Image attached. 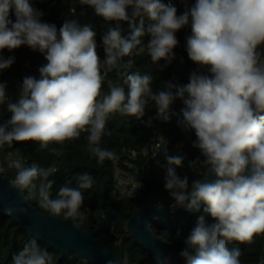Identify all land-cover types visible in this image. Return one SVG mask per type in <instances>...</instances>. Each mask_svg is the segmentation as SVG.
<instances>
[{"label":"clouds","instance_id":"clouds-1","mask_svg":"<svg viewBox=\"0 0 264 264\" xmlns=\"http://www.w3.org/2000/svg\"><path fill=\"white\" fill-rule=\"evenodd\" d=\"M80 2L115 25L101 36L104 61L97 54V33L91 24L67 20L58 39L56 26L42 22L43 13L30 0H0V51L26 45L46 53L47 61L39 68V79L24 77L15 100L8 99L6 84L0 83V106L11 114L0 124V147L15 141L35 142L40 149H48L50 144H63L86 132L88 151L99 161L113 159V151L99 146L110 114L140 118L149 102H154L158 118L168 122L170 106L180 99L184 104L182 125L185 131H194L193 147L204 157L190 166L200 164L207 169V177H214L193 181L189 190L187 177L180 178L175 171L184 157L166 151L165 188L175 201L170 211L179 207L199 212L203 205L214 221L209 224L204 216L199 217L186 241L194 254L185 250L181 255L187 264H241V250L228 244L251 243L255 236L264 235V0H196L180 15L171 0ZM11 10L15 22L9 18ZM190 18L192 35L187 37L186 51L192 62L207 67V74L192 72L188 84L169 81L164 90L154 92L151 74L125 71L123 84L109 80L108 92L102 94L107 73L133 67L134 61H125V57L146 53L154 63L164 60L171 64L178 45L176 33ZM122 22L131 28L127 39L121 35ZM145 36L150 37L146 45ZM14 60L0 56V70L10 68ZM51 151L62 154L56 148ZM7 168L15 170L12 183L21 193L27 192L25 201L38 199L42 209L73 221L82 215L84 190L95 182L89 174H80L75 186L71 180L65 182L53 198L55 181L49 177L55 169L36 164L26 167L19 156ZM5 170L0 165V173ZM12 261L54 264L52 254L41 249L35 238ZM122 264H128L127 255Z\"/></svg>","mask_w":264,"mask_h":264},{"label":"trees","instance_id":"trees-1","mask_svg":"<svg viewBox=\"0 0 264 264\" xmlns=\"http://www.w3.org/2000/svg\"><path fill=\"white\" fill-rule=\"evenodd\" d=\"M33 7L40 10L43 15L42 22L54 24L59 30L61 26L70 19H76L81 24H91L96 31L97 54L101 61L105 59L104 47L101 36L110 25L101 18L95 16L93 9L83 5L80 0H30ZM162 2L167 3L165 0ZM196 0H173L172 3L177 8V15L182 14L186 9L190 10L195 5ZM9 18L15 22L14 10L10 11ZM145 26H147V17ZM139 26V18L136 20ZM123 38L127 39L131 35V28L127 22L121 24ZM191 18L189 24L176 33L178 45L173 49L175 59L171 64L161 60L157 63L152 61L150 55L145 53L142 57H125L124 60L132 59L134 65L130 69H113L107 73L102 86V94L108 92V81L123 84L122 72L130 74L139 72L141 74H151L153 77V91L164 90V85L171 81L177 85L189 83L192 72L207 74L205 66L192 62L186 51L187 37L191 36ZM150 37L145 36V45ZM264 52V49H261ZM0 56L4 58L14 57V63L6 70H0V83L6 84V92L9 100H15L20 86L25 76H32L39 79V68L47 63L46 53L38 50L33 51L24 45L12 51L4 49L0 51ZM175 77V79H173ZM127 92V86L125 85ZM184 104L180 99H176L170 106V120L164 122L158 118V113L154 102H149L146 106L143 117H130L120 113L110 114L107 118L105 132L102 135L99 146L103 149L111 150L115 153L113 159L99 161L87 149V133L82 132L79 138L65 141L63 144H50L48 149H40L35 142H13L12 146L5 144L0 147V165L5 167L4 176L11 178L16 175L14 169H8L5 161L6 156L21 157L27 162L25 166L36 164L41 168H53L54 173L49 179L54 180L51 193L55 198L61 185L71 180L72 186L76 184V177L87 173L94 179L91 189L84 190V202L80 209L82 215L73 221L71 218L65 219L63 214L57 216L42 209L38 199L28 200L31 207L37 212L59 218L67 223L77 226L81 230H96L95 238L103 243L111 253L120 260L124 256L128 257V264H156L152 255L137 244L128 232V224L133 213L148 205L155 204V198L165 195V179L163 174L167 172V161L165 153L168 155H180L184 157L183 165L175 167L177 176L188 178V187L195 180H204L208 171L200 164L190 166V163L197 160L203 161L204 157L200 151L193 147L196 141L194 131H185L182 121L181 110ZM11 118L6 106H0V124ZM155 134H162L164 142L157 159V163L152 165L145 155L150 139ZM56 148L62 152L61 155L54 154L51 149ZM127 152L136 154L135 164L138 169L137 178L144 187L136 192L135 198H119L114 193L113 184V161L123 157ZM39 184V180L35 181ZM21 193V192H20ZM23 197L27 192L21 193ZM200 216H204L206 223H213L210 215L204 212V206L196 212L182 226L171 229H159L156 224L149 225L150 233L160 239L176 256L178 264H187V260L181 255L185 250L194 254V249H190L186 241L192 229L196 226ZM37 239L22 229L12 219L0 214V261L2 264H13L12 257L23 246L32 239ZM39 247L47 250L53 256L54 264H92L86 260L73 261V253L65 251L61 255L47 243L37 239ZM229 248L238 247L241 250V264H264V235H257L251 243L230 242Z\"/></svg>","mask_w":264,"mask_h":264},{"label":"water","instance_id":"water-1","mask_svg":"<svg viewBox=\"0 0 264 264\" xmlns=\"http://www.w3.org/2000/svg\"><path fill=\"white\" fill-rule=\"evenodd\" d=\"M206 179L210 181L214 177L209 176ZM21 208L26 212L20 213ZM9 209L13 210L12 214H8ZM195 213L181 208L173 214H168L161 207L147 206L133 213L128 224V232L137 244L152 255L156 264H164L165 260L168 264H178L175 254L150 233L149 225L154 223L163 230L175 229L182 226ZM0 214L12 219L22 229L47 243L61 255H64L65 251L73 253L71 258L73 261L86 260L92 264H108L111 261L112 264H122V260L117 259L108 247L95 238L96 230H81L59 218L37 212L28 200L23 199L20 190L11 186L8 178L2 175H0Z\"/></svg>","mask_w":264,"mask_h":264},{"label":"built area","instance_id":"built-area-1","mask_svg":"<svg viewBox=\"0 0 264 264\" xmlns=\"http://www.w3.org/2000/svg\"><path fill=\"white\" fill-rule=\"evenodd\" d=\"M165 1L169 3V0H165ZM172 1L173 0H171V2ZM173 79H175V77H173ZM163 138L164 137L162 134H155L154 136H152L150 139L149 146L144 152L145 155H147L152 165H155L157 163V159L159 157V153L161 151L164 142ZM15 158L17 157L6 156L5 161L8 164V162L11 159H15ZM135 159H136V154L134 152H127L123 157L117 158L113 161L114 193L119 198H124V197L135 198L136 192L144 187V184L137 178L138 169L134 162ZM23 160L25 161V163L27 162L25 159ZM0 175L6 177L2 173H0ZM7 178L9 180L10 185L13 186L12 182L14 181L15 176H12L11 178L7 177ZM128 193H133V195L130 196L128 195ZM174 203L175 201L171 198L169 191L166 190L165 195L156 197L155 204L152 205L154 206L161 205L162 206L161 208L165 209V211L168 214H173L181 209L178 207L175 209V211H170L171 205H173Z\"/></svg>","mask_w":264,"mask_h":264},{"label":"rangeland","instance_id":"rangeland-1","mask_svg":"<svg viewBox=\"0 0 264 264\" xmlns=\"http://www.w3.org/2000/svg\"><path fill=\"white\" fill-rule=\"evenodd\" d=\"M163 177H164V179H165L166 175H165V174H163Z\"/></svg>","mask_w":264,"mask_h":264}]
</instances>
